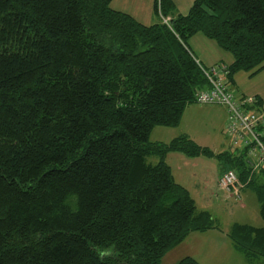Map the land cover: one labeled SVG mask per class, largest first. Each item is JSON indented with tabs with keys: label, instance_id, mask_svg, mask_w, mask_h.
I'll list each match as a JSON object with an SVG mask.
<instances>
[{
	"label": "trees",
	"instance_id": "obj_1",
	"mask_svg": "<svg viewBox=\"0 0 264 264\" xmlns=\"http://www.w3.org/2000/svg\"><path fill=\"white\" fill-rule=\"evenodd\" d=\"M112 1L0 0V264H162L217 229L175 180L170 152L226 157L264 220V167L187 134L150 140L208 84L195 34L232 54L230 82L264 69V0H195L187 14L155 0L150 25ZM227 235L264 257V226L236 222Z\"/></svg>",
	"mask_w": 264,
	"mask_h": 264
},
{
	"label": "rangeland",
	"instance_id": "obj_2",
	"mask_svg": "<svg viewBox=\"0 0 264 264\" xmlns=\"http://www.w3.org/2000/svg\"><path fill=\"white\" fill-rule=\"evenodd\" d=\"M175 4V13L179 11L184 14H187L193 5L187 8V0H177ZM189 45L195 56L202 60L206 67L221 64L226 65L229 71V65L221 60L229 62L228 59H232L233 56L230 52L220 48L216 41L207 38L203 33H198L190 38ZM234 77L235 83L229 82L235 95L256 97L258 103L252 110H264V69L253 76L250 72L239 71ZM189 107L183 122L175 127L156 126L151 132L150 140L152 142H170L185 133L201 147H208L220 154L228 152L233 157L243 156L245 160H248V155H244L245 150L242 145L234 147L226 133L227 112L223 106L215 105L213 109H210L206 104L192 103ZM186 130H190L191 134L186 133ZM178 153L175 155L189 157L183 152ZM158 160L157 156L149 157V161L152 163H156ZM165 160L167 162V156ZM169 161L173 165L174 173L179 181L177 182L189 189L200 209L208 210L213 214L218 230L226 232L236 222L258 227L264 226V220L260 215V204L251 188L242 191L241 197L237 199L218 184L217 177L220 171L223 170L225 173L230 167L226 157L215 155L189 157L191 163L187 162L184 165L183 161L175 157L169 158ZM178 166L182 170H179ZM235 170L238 171V169ZM245 204H247L246 207ZM208 236L209 234L201 232L192 233L184 244L173 248L163 257L162 264H176L189 254L198 256L197 260H200L202 264H264V257L259 256L249 260L241 251L234 248L233 242V246L226 249L222 257L205 255L203 246L206 248L205 250L209 251L207 246L215 241ZM198 248L201 250L197 252Z\"/></svg>",
	"mask_w": 264,
	"mask_h": 264
},
{
	"label": "built area",
	"instance_id": "obj_3",
	"mask_svg": "<svg viewBox=\"0 0 264 264\" xmlns=\"http://www.w3.org/2000/svg\"><path fill=\"white\" fill-rule=\"evenodd\" d=\"M165 23L169 17H162ZM208 80L206 87L195 95L198 104L220 105L227 110L226 133L234 147L242 145L255 169L264 167V110H252L258 103L256 97H238L227 78L228 67L215 65L203 68ZM219 185L237 199L241 197L244 185L235 170L229 169L219 179Z\"/></svg>",
	"mask_w": 264,
	"mask_h": 264
},
{
	"label": "crops",
	"instance_id": "obj_4",
	"mask_svg": "<svg viewBox=\"0 0 264 264\" xmlns=\"http://www.w3.org/2000/svg\"><path fill=\"white\" fill-rule=\"evenodd\" d=\"M194 1L195 0H187V4H186L187 6L186 7L188 8L190 5L193 4ZM174 2H177V0H174ZM111 5H112V7L114 9L129 13L133 17H135L138 21H140L141 23H144V24H147V25L154 24V23H156L159 20V16L155 12L154 0H113ZM175 14H184V12L182 13V12L178 11ZM198 60L203 63V61L200 60L199 58H198ZM228 60H229V62H227L225 60H221V62H224L227 65H230L233 62V58L232 59H228ZM203 65H205V64L203 63ZM189 106H187V108L185 109V112L183 114L181 122H183V120L185 118V114H187V110H189V108H190ZM206 106H208L210 109H213V107L215 105H206ZM224 109L226 110V108H224ZM190 110H194L195 111L196 109H190ZM226 112H227V110H226ZM186 131H187L186 133L191 134L190 130H186ZM183 134H185V133H183ZM214 152L215 153H219L218 151H215V150H214ZM175 154H179V153L178 152H171L169 155H167V163L171 166L172 173H173V176H174L175 180L178 181L177 180V176H176V174L174 173V170H173V165L170 163L169 158H171V157L178 158L180 161H183V165L185 163H187V162L188 163H191V162L189 161V157H181V155H175ZM192 164H194V163H192ZM178 169L182 170V168H180V166H178ZM223 173H224L223 170L220 171V173H219V175L217 177L218 184H219V179H220V177L222 176ZM182 178H183V175H182ZM246 189H247V187H244L242 189V191L244 192ZM246 206H247V204H245V207ZM232 225L230 226V228H228V231L231 229ZM228 231L221 232L218 229H212V230H208V231H205V232H201L203 234H209L208 237L210 239L213 238L215 240L213 244H209L207 246L209 251L205 250L206 248L203 246L204 251H205L204 252L205 255L207 254L209 256V254H211V255H214L217 258L218 257H222V254L225 253L226 249H228V248L230 249V246L234 245V244L232 245V241L230 240L229 236L227 235ZM190 236H191V234L187 237V239ZM184 242L181 243L180 245H178L175 248L180 247L182 244H184ZM216 243H219L220 245H217ZM234 248L236 250H238L235 246H234ZM200 250H201V248H198L196 251L198 252ZM190 255L191 254H189L187 256H190ZM192 257H194L196 260L199 259V258H197L198 256H195V255H192ZM198 261H200V260H198ZM200 263H201V261H200Z\"/></svg>",
	"mask_w": 264,
	"mask_h": 264
}]
</instances>
